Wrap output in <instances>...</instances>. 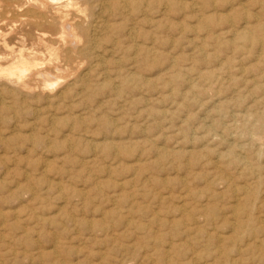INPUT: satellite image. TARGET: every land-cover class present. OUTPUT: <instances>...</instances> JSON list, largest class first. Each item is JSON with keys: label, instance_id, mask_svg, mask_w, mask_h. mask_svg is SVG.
I'll list each match as a JSON object with an SVG mask.
<instances>
[{"label": "rangeland", "instance_id": "1", "mask_svg": "<svg viewBox=\"0 0 264 264\" xmlns=\"http://www.w3.org/2000/svg\"><path fill=\"white\" fill-rule=\"evenodd\" d=\"M33 2L0 0L36 63L0 75V264H264V0H75V42Z\"/></svg>", "mask_w": 264, "mask_h": 264}, {"label": "bare ground", "instance_id": "2", "mask_svg": "<svg viewBox=\"0 0 264 264\" xmlns=\"http://www.w3.org/2000/svg\"><path fill=\"white\" fill-rule=\"evenodd\" d=\"M105 1V0H104ZM31 2V1H30ZM36 2V1H35ZM35 2H33L29 7H30V9H31V11H27L28 13H30L31 15H29V19H30V21L32 22V23H34V25H36V26H39V25H44V27L46 26V27H48V28H50V29H56V28H58L59 27V29L61 30V31H63L64 32V28H67L68 27V31H69V33H68V35L67 36H69V37H71V41H73V42H75V38H77V36L76 35H74L73 33V29H71L72 27H74V26H72L71 25V22L70 21H68V19L66 18L67 16H66V13H65V9L63 10L62 8L63 7H65V6H71V8H72V6H75L76 7V2H75V0H62V1H57V0H39V2H37V3H35ZM10 3V2H9ZM9 3H7L8 5L6 6V7H9ZM17 3V2H16ZM28 3V2H27ZM29 4V3H28ZM17 5H18V3H17ZM102 5V4H101ZM11 6V5H10ZM124 6V5H123ZM214 6V5H213ZM13 8H15L14 6H13ZM49 8H51L52 10H53V12H52V16H46V13L48 12L47 10L49 9ZM104 8V7H103ZM108 8V7H107ZM201 8V7H200ZM199 8V9H200ZM50 9V10H51ZM195 9V8H194ZM199 9H198V11H199ZM68 10V9H67ZM75 10V9H74ZM196 10V9H195ZM73 11V10H72ZM27 12H25V13H27ZM109 12V11H108ZM194 12V11H193ZM126 15V14H125ZM254 16H255V14H254ZM73 17V16H72ZM20 18V17H19ZM75 18V17H74ZM256 18H258V17H256ZM26 19H28V18H26ZM81 19V18H80ZM83 20V19H82ZM257 20V19H256ZM74 21V20H73ZM76 21H78V20H76ZM30 22V23H31ZM233 22V21H232ZM246 22V21H245ZM31 23V24H32ZM72 23H74V22H72ZM76 23V22H75ZM82 23V22H81ZM94 23V22H93ZM228 23H230V22H228ZM106 24V23H105ZM76 25V24H75ZM98 25H99V23H98ZM58 26V27H57ZM87 26V25H86ZM231 26V25H230ZM43 27V28H44ZM45 27V28H46ZM210 27V26H209ZM244 27V26H243ZM247 27V26H246ZM41 28V27H40ZM138 28V27H137ZM242 28V27H241ZM81 29V28H80ZM244 29H245V27H244ZM40 30V29H39ZM106 30V29H105ZM9 31V30H8ZM12 31V30H11ZM61 31H60V33H61ZM52 32H54V31H52ZM52 32H49V33H52ZM55 32H56V30H55ZM54 32V33H55ZM62 32V33H63ZM67 32V31H66ZM65 32V33H66ZM238 32V31H237ZM245 32V31H244ZM54 33H52V34H54ZM240 33V32H239ZM248 33V34H247ZM37 34V33H36ZM56 34V33H55ZM67 34V33H66ZM65 34V35H66ZM139 34V33H138ZM250 33H249V31L247 32V30H246V33H245V35H243V38H244V40H247V41H251V43H253V44H256L257 42H258V40L256 39V37L255 38H253V37H251L250 35H249ZM129 35V34H128ZM215 35V34H214ZM217 35V34H216ZM235 35H237L236 33L233 35V36H235ZM41 36H43V35H41ZM59 36H61V35H59ZM97 36V35H96ZM44 37V36H43ZM42 37V38H43ZM63 37V36H62ZM61 37V38H62ZM236 37V36H235ZM234 37V38H235ZM55 38V37H54ZM65 38V37H64ZM56 39V38H55ZM101 39V38H100ZM232 39H233V37H232ZM61 41H62V39H60ZM93 40V39H92ZM234 40V39H233ZM232 40V41H233ZM54 41H56V40H54ZM59 41V40H58ZM64 41V40H63ZM62 41V42H63ZM65 42V41H64ZM230 42H231V40H230ZM260 42V41H259ZM50 43V42H49ZM232 43H234V42H232ZM231 43V44H232ZM261 43V42H260ZM259 43V44H260ZM117 44V43H116ZM222 44V43H221ZM262 44V43H261ZM132 45V44H131ZM140 45V44H139ZM225 45V44H224ZM230 45V44H229ZM114 46V45H113ZM197 47V46H196ZM232 48H233V46H232ZM57 49V48H56ZM261 49V48H260ZM48 50H50V49H48ZM117 50V49H116ZM259 50V49H258ZM21 51V50H20ZM51 51H53V50H51ZM54 52V51H53ZM53 52H50V55H53L52 53ZM263 52V51H262ZM122 53V52H121ZM135 53H136V51H135ZM241 53H243L242 51H241ZM259 53H261V52H259ZM246 54V53H245ZM134 56V55H133ZM203 56V55H202ZM259 56V55H258ZM13 57V56H12ZM50 57V56H49ZM204 58V57H203ZM206 58V57H205ZM35 59V58H34ZM241 59V58H240ZM256 59V58H255ZM258 59V58H257ZM260 59V58H259ZM258 59V60H259ZM46 60V59H45ZM69 60V59H68ZM105 60V59H104ZM115 60V59H114ZM144 60V59H143ZM177 62V61H176ZM220 62V61H219ZM256 62V61H255ZM261 62V61H260ZM34 64H36V63H34L33 61H31V60H26L24 57H23V55L19 52L17 55H15L8 63H7V65H5L4 67H1V65H0V75L1 76H5V78L8 80V83L10 84V85H13V86H15V87H19V88H21V89H24V90H30V85L27 83V81H25V77L22 75V74H24L25 72H27V71H29V70H31V67L32 66H34ZM100 65V64H99ZM172 65V64H171ZM174 65H175V63H174ZM37 66V65H36ZM35 67V66H34ZM84 69V68H83ZM241 69V68H240ZM244 71V70H243ZM242 71V72H243ZM35 72V71H34ZM241 72V73H242ZM33 73V72H32ZM38 73H40V72H38ZM76 73V72H75ZM171 73V72H170ZM260 73H261V71H260ZM31 74V73H30ZM42 74V73H41ZM37 75V74H36ZM40 75V74H39ZM230 75V74H229ZM29 76V75H28ZM43 76V75H42ZM49 76V75H48ZM48 76H46L45 75V78L46 77H48ZM50 77H52L51 75H50ZM49 77V78H50ZM169 77V76H168ZM3 78V77H2ZM44 78V77H43ZM53 79V78H52ZM6 80V81H7ZM45 80V81H44ZM42 79V81H43V88H44V90L46 91V89H49V90H51L52 89V84H48V80H50V79ZM55 80V79H54ZM54 80L51 82V83H53L54 82ZM264 84V83H263ZM2 85V84H1ZM9 85V86H10ZM216 85V84H215ZM254 85H255V83H254ZM7 86V85H6ZM33 86V85H32ZM49 86H51L50 88H49ZM64 87V86H63ZM170 87V86H169ZM191 87H189V89H190ZM255 88V87H254ZM35 89V88H34ZM237 89V88H236ZM23 91V90H22ZM53 91V90H52ZM117 91H118V89H117ZM171 91V90H170ZM262 91V90H261ZM13 92V91H12ZM21 93V92H20ZM13 94V93H12ZM59 95V94H58ZM79 96V95H78ZM182 96L183 95H181V98H182ZM184 97V96H183ZM4 102V101H3ZM18 102V101H17ZM52 107V106H51ZM190 115V114H189ZM183 120V119H182ZM106 122V121H105ZM32 123V122H31ZM182 123V122H181ZM253 123V122H252ZM264 123V122H263ZM51 124V123H50ZM204 124V123H203ZM260 125V124H259ZM264 125V124H263ZM262 125V126H263ZM211 126V125H210ZM256 126H258V125H256ZM213 127V126H212ZM263 128V127H262ZM263 131V130H262ZM191 132H193V131H191ZM243 134H245V133H243ZM251 134V133H250ZM260 134V133H259ZM262 134H263V132H262ZM261 134V135H262ZM221 135V134H220ZM231 136H233V135H231ZM248 136V135H247ZM251 136V135H250ZM252 137V136H251ZM223 139V138H222ZM253 141V140H252ZM249 142V141H248ZM245 143V142H244ZM244 145V144H243ZM257 145V144H256ZM114 146V145H113ZM68 149V148H67ZM245 151V150H244ZM258 151V150H257ZM50 152V151H49ZM164 155V154H163ZM168 155V154H167ZM115 156V155H114ZM230 156V155H229ZM241 157V156H240ZM243 159V158H242ZM216 167V166H215ZM42 172V171H41ZM211 184V183H210ZM32 190V189H31ZM245 190V189H244ZM249 190V189H248ZM245 192H246V190H245ZM160 199V198H159ZM243 200V199H242ZM236 201V200H235ZM214 204V203H213ZM238 206V205H237ZM183 207V206H182ZM234 209V208H233ZM183 210V209H182ZM186 210V209H185ZM185 210H183V211H185ZM182 212V211H181ZM182 214H183V212H182ZM235 214V213H234ZM248 215V214H247ZM237 219V218H236ZM160 222V221H159ZM165 222H167V221H165ZM195 223V222H194ZM47 225V224H46ZM235 225H236V223H235ZM160 226V225H159ZM235 227V226H234ZM234 227L232 228V229H234ZM188 228V227H187ZM240 228L241 229H243L244 228V225L243 226H241L240 225ZM252 228V227H251ZM215 231V230H214ZM233 231V230H232ZM231 231V232H232ZM209 233V232H208ZM220 234V233H219ZM40 235V234H39ZM37 237V236H36ZM221 237V236H220ZM57 238V237H56ZM216 238V237H215ZM140 239V238H139ZM222 240V239H221ZM218 241V240H217ZM234 241V240H233ZM50 243V242H49ZM219 247V246H218ZM217 247V248H218ZM153 248V247H152ZM260 248V247H259ZM221 249V248H220ZM244 249V248H243ZM218 250V249H217ZM221 252V251H220ZM226 253V252H225ZM219 255H220V253H219ZM221 256V255H220ZM230 258V257H229ZM169 259V258H168ZM168 261V260H167ZM207 262V261H206ZM236 262V261H235ZM121 263H123V262H121ZM196 264V263H195Z\"/></svg>", "mask_w": 264, "mask_h": 264}]
</instances>
